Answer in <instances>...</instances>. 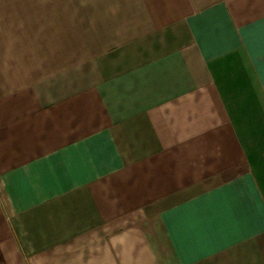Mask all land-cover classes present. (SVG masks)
Instances as JSON below:
<instances>
[{"label": "crops", "instance_id": "0c3cea01", "mask_svg": "<svg viewBox=\"0 0 264 264\" xmlns=\"http://www.w3.org/2000/svg\"><path fill=\"white\" fill-rule=\"evenodd\" d=\"M34 5L0 0V264H264V0Z\"/></svg>", "mask_w": 264, "mask_h": 264}, {"label": "rangeland", "instance_id": "374dc122", "mask_svg": "<svg viewBox=\"0 0 264 264\" xmlns=\"http://www.w3.org/2000/svg\"><path fill=\"white\" fill-rule=\"evenodd\" d=\"M43 0H34V20L37 22V19L40 21V14L42 13L41 11V4ZM47 1V0H46ZM92 1V2H91ZM75 3H81L82 6L81 8L83 9L82 13L87 15L90 7V4H93V0H49V8L54 9L55 13H57V9L59 10L65 8L67 14H74V10L79 9V6H74ZM39 4V6H38ZM93 7V5H92ZM54 13V14H55Z\"/></svg>", "mask_w": 264, "mask_h": 264}]
</instances>
